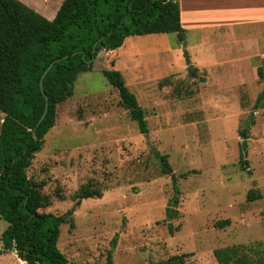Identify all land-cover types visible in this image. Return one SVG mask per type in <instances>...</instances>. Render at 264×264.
Returning a JSON list of instances; mask_svg holds the SVG:
<instances>
[{
    "label": "rangeland",
    "instance_id": "rangeland-1",
    "mask_svg": "<svg viewBox=\"0 0 264 264\" xmlns=\"http://www.w3.org/2000/svg\"><path fill=\"white\" fill-rule=\"evenodd\" d=\"M182 7L187 16L188 2ZM192 37L200 36L187 31L189 46ZM183 43L160 33L102 49L57 106L26 175L49 198L44 212L72 219L59 226L57 242L69 262L105 264L111 251L113 264H159L173 255H184V264H264V110L257 114L264 84L200 82L206 71L189 74ZM111 68L143 110L147 134L102 75ZM156 153L166 156L174 181L161 173ZM85 183L102 196L77 202ZM250 191L260 198L247 200ZM173 200L177 214L167 220ZM5 226L0 220V235ZM19 261L14 251L0 255V264Z\"/></svg>",
    "mask_w": 264,
    "mask_h": 264
},
{
    "label": "trees",
    "instance_id": "trees-1",
    "mask_svg": "<svg viewBox=\"0 0 264 264\" xmlns=\"http://www.w3.org/2000/svg\"><path fill=\"white\" fill-rule=\"evenodd\" d=\"M160 33H174L183 41L175 0H62L52 20L19 0H0V220L6 224L0 235V255L14 251L19 264H73L57 248L59 226H72V219L43 211L50 205L49 198L26 171L55 124L57 106L72 96L78 75L94 68L100 50L114 51L129 36ZM51 62L42 80L48 109L36 127L45 104L38 83ZM101 73L117 91L119 105L136 122L139 133L147 134L144 112L120 72L111 68ZM155 157L161 173L171 174L174 181L166 156L156 153ZM241 164L244 167L246 160L242 158ZM73 196L78 202L100 198L102 192L85 183ZM257 198L260 195L254 191L247 194L249 201ZM175 203L166 210L167 220L177 214ZM228 224L226 220L214 226ZM105 264H113L111 251ZM159 264H184V255H173Z\"/></svg>",
    "mask_w": 264,
    "mask_h": 264
},
{
    "label": "crops",
    "instance_id": "crops-1",
    "mask_svg": "<svg viewBox=\"0 0 264 264\" xmlns=\"http://www.w3.org/2000/svg\"><path fill=\"white\" fill-rule=\"evenodd\" d=\"M19 1L47 20L54 18L62 2ZM175 1L183 30L182 47L190 53L189 65L194 72L206 71L197 76L203 78L200 82L227 89L264 84V0ZM186 2L187 16L182 7ZM187 31L200 36L192 37L190 46L185 42ZM257 110V114L263 111L264 104Z\"/></svg>",
    "mask_w": 264,
    "mask_h": 264
},
{
    "label": "water",
    "instance_id": "water-1",
    "mask_svg": "<svg viewBox=\"0 0 264 264\" xmlns=\"http://www.w3.org/2000/svg\"><path fill=\"white\" fill-rule=\"evenodd\" d=\"M95 46H96V43H94L93 46H92V54L95 52ZM93 60H94V56L92 57V59L90 60V62H92ZM52 65H53V62H51V63L45 68V70L42 72V74H41V76H40V79H39V83H38V85H39V89H40V91H41V94H42V96L44 97L45 104H44L43 112H42L40 118L38 119V121H37V123H36V125H35L36 127L41 123V121L43 120V118L45 117V115H46V113H47V109H48V100H47V97H46V95H45V93H44V91H43L42 80H43L44 76H45L46 73L49 71V69L51 68ZM187 70H188V72H189V74H190L191 76H194V75H195L194 69H193V67H192L191 65H189V66L187 67ZM198 80H199V81H203V79H201V78H198ZM32 135L34 136V139L36 140V136H35L34 131H32ZM25 264H29V263H25Z\"/></svg>",
    "mask_w": 264,
    "mask_h": 264
}]
</instances>
